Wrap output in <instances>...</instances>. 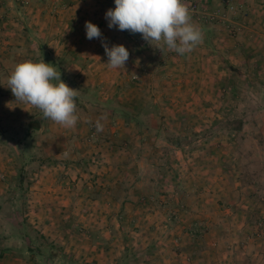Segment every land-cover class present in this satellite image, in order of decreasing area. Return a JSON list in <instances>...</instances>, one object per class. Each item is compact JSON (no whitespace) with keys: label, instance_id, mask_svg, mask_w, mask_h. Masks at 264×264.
Here are the masks:
<instances>
[{"label":"rangeland","instance_id":"obj_1","mask_svg":"<svg viewBox=\"0 0 264 264\" xmlns=\"http://www.w3.org/2000/svg\"><path fill=\"white\" fill-rule=\"evenodd\" d=\"M184 2L203 42L178 55L110 29L114 0H0L9 263L264 264V0ZM85 22L129 51L125 70L106 65ZM84 40L95 43L90 56L74 46ZM41 59L79 91L74 128L8 89L18 63ZM19 233L45 259L9 252L24 246Z\"/></svg>","mask_w":264,"mask_h":264},{"label":"clouds","instance_id":"obj_2","mask_svg":"<svg viewBox=\"0 0 264 264\" xmlns=\"http://www.w3.org/2000/svg\"><path fill=\"white\" fill-rule=\"evenodd\" d=\"M114 9L105 13L108 27L119 31L140 34L151 47L165 49L178 55L190 54L203 42L201 29L193 22L192 12L184 0H114ZM86 38L101 39L113 70H125L129 51L123 45L110 48L103 42L100 29L85 22ZM8 89L16 101L38 109L44 118L65 128H74L78 122L76 98L78 90L61 81L57 67L30 60L18 63L7 79ZM97 131L102 124L97 121Z\"/></svg>","mask_w":264,"mask_h":264},{"label":"crops","instance_id":"obj_3","mask_svg":"<svg viewBox=\"0 0 264 264\" xmlns=\"http://www.w3.org/2000/svg\"><path fill=\"white\" fill-rule=\"evenodd\" d=\"M83 42H84V44H82V43L81 44L76 43L74 46L75 47H80L81 46V49H85L86 50V53H88V56H90L91 51L95 47V43L92 42V41H86V40H84ZM105 42L107 44V41H105ZM72 44H74V42ZM101 48H103V47H101ZM98 49H99V47H98ZM102 50L104 52V48ZM0 188H2V186ZM12 222H13L12 224H15L16 227L21 228L22 231L25 230L24 227H23V225H22V223L19 226L16 222H14V221H12ZM237 229H239V226L237 227ZM23 234H21V233L17 234L15 236L16 239H23L24 236L27 235V234H25V235H23ZM22 241L24 243V246L21 247V246H18L17 245L18 247H16V248H18V250H16V249H10L9 250L8 249L9 252L11 251V253H13V254H16V253L20 252V254H23L24 253V254H26L28 256L29 255H32V256L35 255V256H33V260H36V258H38L37 260H39L40 258H44L45 259V257L41 256V254H44L45 253V250H44L45 248H43V246L42 247H38L39 248L38 250H34V247L37 246V245H35V246H33V245L27 246L26 243H25V241L24 240H22ZM30 249H32L33 252H30ZM236 258H237L236 260H239L238 256H236ZM48 259L49 260L53 259V256L52 255H49L48 256ZM0 264H18V262L17 261H13L12 263H9L8 262V259L7 258L5 259L4 258V255H1L0 254Z\"/></svg>","mask_w":264,"mask_h":264},{"label":"trees","instance_id":"obj_4","mask_svg":"<svg viewBox=\"0 0 264 264\" xmlns=\"http://www.w3.org/2000/svg\"><path fill=\"white\" fill-rule=\"evenodd\" d=\"M28 128L37 129V125L35 123H30L28 124ZM17 224L20 225V223H17ZM23 240L25 241L27 246H31L33 244V240L31 238H28L27 235L24 236ZM30 252H33L32 249H30Z\"/></svg>","mask_w":264,"mask_h":264}]
</instances>
